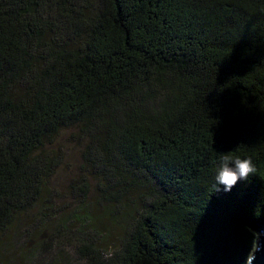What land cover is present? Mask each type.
Listing matches in <instances>:
<instances>
[{
    "label": "trees",
    "instance_id": "16d2710c",
    "mask_svg": "<svg viewBox=\"0 0 264 264\" xmlns=\"http://www.w3.org/2000/svg\"><path fill=\"white\" fill-rule=\"evenodd\" d=\"M67 129L83 167L62 209ZM223 155L257 169L230 192L213 187ZM47 225L83 264L247 263L264 225V0H0V238L40 264Z\"/></svg>",
    "mask_w": 264,
    "mask_h": 264
},
{
    "label": "rangeland",
    "instance_id": "374dc122",
    "mask_svg": "<svg viewBox=\"0 0 264 264\" xmlns=\"http://www.w3.org/2000/svg\"><path fill=\"white\" fill-rule=\"evenodd\" d=\"M73 130L74 129H67L61 131L54 144V148L60 150L62 153L63 160L61 166L57 169L51 180V186L57 191L59 197V200L56 201L59 206L56 207L62 209L71 207L69 198L72 196V180L80 174L81 167H83V159L81 157L82 145L70 137V133L73 132ZM103 224H106L105 221H103ZM120 235V229L113 227L109 238H98L96 243H99L98 245L102 247L106 244L115 245ZM11 236L12 231H9L4 237L0 238V262L25 264L20 258V247L14 245V239H11ZM56 236L54 226L47 225V229L45 228L39 237L41 240L47 238L50 240L45 242L46 244L43 248L36 251L40 264H83V262L79 260V255L74 252L72 246L65 245L64 241L62 245L58 244L59 247H63L64 249H60L53 245V240ZM26 246L34 251L35 242L28 241Z\"/></svg>",
    "mask_w": 264,
    "mask_h": 264
},
{
    "label": "clouds",
    "instance_id": "9594fccd",
    "mask_svg": "<svg viewBox=\"0 0 264 264\" xmlns=\"http://www.w3.org/2000/svg\"><path fill=\"white\" fill-rule=\"evenodd\" d=\"M256 170L251 158L241 159L223 155L215 176L216 184L213 187L217 192L221 191L220 186L223 187V191L230 192L238 182L247 180Z\"/></svg>",
    "mask_w": 264,
    "mask_h": 264
},
{
    "label": "water",
    "instance_id": "95a60500",
    "mask_svg": "<svg viewBox=\"0 0 264 264\" xmlns=\"http://www.w3.org/2000/svg\"><path fill=\"white\" fill-rule=\"evenodd\" d=\"M246 264H264V225L257 231V240Z\"/></svg>",
    "mask_w": 264,
    "mask_h": 264
}]
</instances>
